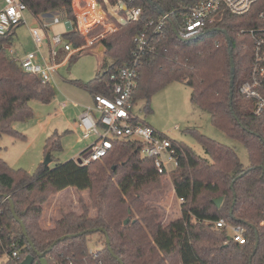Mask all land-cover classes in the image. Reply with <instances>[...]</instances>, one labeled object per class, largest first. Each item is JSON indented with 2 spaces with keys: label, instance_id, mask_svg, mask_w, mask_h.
I'll return each mask as SVG.
<instances>
[{
  "label": "trees",
  "instance_id": "trees-1",
  "mask_svg": "<svg viewBox=\"0 0 264 264\" xmlns=\"http://www.w3.org/2000/svg\"><path fill=\"white\" fill-rule=\"evenodd\" d=\"M22 1L35 18L63 12V19L71 20L74 25L65 37L75 49L86 45L84 36L77 30L75 0ZM153 1L170 18L163 33L154 38V51L141 60L134 105L146 101L145 109L150 112L151 99L159 91L175 82L188 85L192 89V102L210 114L212 124L246 148L249 165L240 161L233 148L197 130L189 129L188 133L203 147L206 158L162 134L172 141L179 160L178 168L169 176L177 198L184 200L182 217L164 226L158 211L145 204V198L162 188L164 176L158 174L153 159L142 156V146L136 142L113 140L107 156L99 161L80 165L70 160L55 168L42 163L33 174L14 169L0 158V257L17 250L21 260L32 255L36 258L34 264H41L35 250L44 254L61 237L83 234L55 245L45 255L48 263L120 264L109 251L108 236L112 250L123 264H264V112L255 116L254 102L240 94L241 85L249 79L253 57L252 39L242 31L260 25L258 13L263 2L244 16L223 12L207 27V31L221 29L226 34L215 32L184 42L175 30H179L184 14L203 0ZM97 3L108 13L109 7H118L119 20L109 13L118 31L102 42L103 70L97 77L87 83H73L93 97L112 98L111 76L131 64L135 37L147 29L149 20H158L161 15L148 0H97ZM133 7L143 10L138 21L129 19L128 12ZM101 30L103 27H98L90 36ZM227 36L233 42L236 65L232 99ZM12 37H0V140L4 136L24 140L25 136L14 124L34 117L32 102L47 105L56 96L52 84L25 72L9 56L7 47ZM132 124L143 125L138 117ZM51 142V138L46 142V153L61 149L60 143ZM68 188L89 191L97 216L90 215L91 208L81 198V214L63 213L53 228L44 229L43 206ZM219 199L223 200L220 208L216 205ZM10 200L35 250L15 220ZM127 220L130 222L125 225ZM220 220L232 226H244L247 243L229 241V232L215 227ZM95 229L105 230L107 236L99 233L102 245L98 244L96 253L91 255L89 237L94 234L88 232Z\"/></svg>",
  "mask_w": 264,
  "mask_h": 264
},
{
  "label": "built area",
  "instance_id": "built-area-1",
  "mask_svg": "<svg viewBox=\"0 0 264 264\" xmlns=\"http://www.w3.org/2000/svg\"><path fill=\"white\" fill-rule=\"evenodd\" d=\"M259 4L262 5L258 13L260 25L242 31V34H248L252 39L253 57L249 79L241 85L240 94L254 102L255 116H261L264 112V0H203L184 14L177 30L181 39H193L204 34L207 27L214 24L223 12L244 16L250 14ZM97 6V0H75L73 4L77 30L84 36L86 45L74 49L71 41L65 37V34L74 28L71 20H61L56 17L52 23H46L45 17L40 16L37 18L39 21L37 27H31L36 50L26 53L19 60L16 59L12 49L8 50V54L20 63L25 72L40 76L45 84H54L59 68L56 60L60 49L67 52L66 59H68L72 54L98 47L104 39L116 32L113 27L106 24V16L99 13ZM28 12L22 0H1L0 37L14 36L20 26L28 25L26 19ZM142 13V8L133 7L128 12L129 19L138 21ZM169 18L170 15L165 14L158 20H149L147 29L135 37L134 58L131 64L119 69L111 76L114 85L113 97L97 95L94 97L93 105L84 108L79 118L78 128L82 140H93V142L76 160L80 165H89L101 160L112 148V141L119 139L140 144L142 156L153 159L158 174L162 176H169L170 172L178 168L179 160L171 140L163 137L151 126L132 124V121L137 118L134 112L133 94L137 87L138 68L142 58L154 51V38L163 33ZM60 24L66 28L65 33L55 34L52 38L46 36L51 27ZM98 27H103L102 32L90 37V33ZM40 28L45 35L41 34ZM44 46L49 50L47 53L44 52ZM180 201L184 200L180 199ZM215 227L218 230H228L231 242L244 245L248 241L247 229L244 226H232L220 220L216 222ZM89 253L95 254L96 249L91 247ZM24 260L25 258L21 260L19 251L14 250L12 254L0 257V264H7L9 261L22 264Z\"/></svg>",
  "mask_w": 264,
  "mask_h": 264
},
{
  "label": "rangeland",
  "instance_id": "rangeland-1",
  "mask_svg": "<svg viewBox=\"0 0 264 264\" xmlns=\"http://www.w3.org/2000/svg\"><path fill=\"white\" fill-rule=\"evenodd\" d=\"M97 8L99 13L101 12L106 16V24L113 27L117 32L118 27L109 15L111 14L119 20L118 7H109L110 14L99 4ZM56 17L62 20L64 18L63 12H60L57 16L51 14V16L45 18V21L46 23H52ZM26 19L28 25H22L17 29L9 47H7V52L11 48L15 51L17 60L25 53L36 50L31 27L38 25L39 21L30 12L26 14ZM65 31L67 30L63 24L55 25L46 33V36L52 38L53 35ZM40 32L45 35L42 28H40ZM98 48L95 46L78 53L71 62H67L61 67L57 74L56 83L52 84L56 91L52 103L45 105L40 102H32L34 117L14 124L15 129L20 133L27 136V132L31 134L30 137L34 136L35 140L31 145H29V141L26 143L23 139L16 140L9 136L2 137L0 140V158L12 168L25 169L33 174L39 165L46 160L49 152L46 153L45 146L49 138H51V143L61 144V149L56 148L51 153L52 162L49 165L51 168L76 157L78 159L80 154L88 149L86 146L90 144L89 141L81 142V136L78 131L73 130V126L84 108L93 105V97L90 93L75 86L73 82H90L103 70L104 57H101L103 52L101 54L97 52ZM43 49L45 53L48 52L46 46ZM63 103H66L65 108H62ZM145 107L146 101H140L135 105L134 110L143 125L153 127L157 132L166 135L173 141L184 143L192 148L198 156L208 157L203 147L188 133L189 129L197 130L201 134L233 148L237 152L240 161L245 166L249 165L246 148L238 141L230 139L212 124L210 114L192 102V89L188 85L177 82L168 85L151 99L150 112ZM46 130H49V134L45 132L37 135L39 131L44 132ZM55 196H52L43 206L45 216L43 214L42 227L45 226V221L51 222V218L52 220L55 218L57 222L63 213L81 214V198L91 208L90 215L92 217H96L98 214L92 208L89 191L78 192L74 188H68L59 195V198H55ZM145 204L147 207L155 208L158 211L164 226L182 217V202L174 192L170 176L162 177V188L145 198ZM89 240V246L92 248L97 249L98 244L102 245V238L99 234L90 236Z\"/></svg>",
  "mask_w": 264,
  "mask_h": 264
},
{
  "label": "water",
  "instance_id": "water-1",
  "mask_svg": "<svg viewBox=\"0 0 264 264\" xmlns=\"http://www.w3.org/2000/svg\"><path fill=\"white\" fill-rule=\"evenodd\" d=\"M148 1H149V3H150L153 7H156V8L158 9V11H159V13H160L161 16H164V15H165V14L163 13V11H162L160 8H158V7L156 6V4L154 3L153 0H148ZM36 27H37L36 25L33 26V28H36ZM215 32H222V33L226 34V32L223 31V30H221V29H211V30L206 31L204 34L200 35L199 37H196V38H193V39H189V40H183V39H181V38L179 37L177 30H175V34L177 35V37H178L179 39H181L182 41H184V42H192V41H195V40H197V39L203 37V36L206 35V34L215 33ZM227 42H228V45H229V48H230V60H231V83H230V85H231V99H232L233 96H234L236 65H235V60H234L233 42H232V40H231V38H230L229 36H227ZM103 50H104V47L101 46V49L99 50V52H102ZM51 162H52L51 154L48 153V154H47V157H46V160H45V162H44L43 164H44L45 166H49ZM0 197H1V195H0ZM6 199H9V198L6 197ZM222 202H223L222 199H219V200L216 201V205H217L218 208L221 207ZM10 208H11V211H12V214H13L15 220H16V221L22 226L23 233H24V235L27 237V240H28L29 244H30L31 247L35 250L34 245L32 244V242L30 241V239H29V237H28V232H27L26 226H25V224L23 223V221L21 220V218L17 215V213H16V207H15V204H14V202H13L12 200H10ZM129 222H130V221L127 220V221L125 222V225L129 224ZM88 233H89V234H99V233H104V234L107 236L105 230H98V229H95V230H90ZM85 234H86V233H85ZM81 235H83V234H79V235H75V236H73V235H66V236H63V237H61L59 240H57V241L51 246V248H50L49 250H47L46 253L42 254V253H39L38 251L35 250V254H36L38 257H40V263H41V264H49L48 261H47L46 258H45V255L48 254V253H50L55 245H57L59 242H63V241H65V240H67V239H70V238H73V237H78V236H81ZM110 244H111V242H110V240H109V238H108V236H107V245L109 246V251H110V253L112 254V256H113L116 260L119 261L120 264H123V262L118 258V256H117V255L114 253V251L112 250ZM257 245H258V244H257ZM35 260H36L35 256L29 255V256H27V257L25 258V260L22 262V264H34V263H35Z\"/></svg>",
  "mask_w": 264,
  "mask_h": 264
},
{
  "label": "crops",
  "instance_id": "crops-1",
  "mask_svg": "<svg viewBox=\"0 0 264 264\" xmlns=\"http://www.w3.org/2000/svg\"><path fill=\"white\" fill-rule=\"evenodd\" d=\"M53 14H56V16L57 15H59L60 13L59 12H55V13H53ZM49 16H51V14H48V15H44L43 17H49ZM65 33V32H64ZM16 34V33H15ZM101 46H103L102 44L101 45H99L98 47V49H97V52H99V50L101 49ZM12 49V48H11ZM75 49V48H74ZM77 49V48H76ZM13 50V49H12ZM48 50V49H47ZM14 51V50H13ZM49 51V50H48ZM103 52V55H104V50L102 51ZM102 52H100V54L102 53ZM79 53V52H78ZM78 53H75V54H72L71 56H69L68 57V59H66V57L68 56V54H67V52H65L63 49H60V53H59V56H58V58H57V60H56V63L58 64V66H59V68H58V71H57V73H56V75H55V83H56V79H57V74H58V72H59V70H60V68L61 67H63L67 62L69 63V62H71L72 61V59L78 54ZM14 55H15V57H16V53H15V51H14ZM26 55V53L24 54V56ZM103 55L101 56L102 58H103ZM24 56H22L21 58H23ZM93 97V96H92ZM93 103H94V97H93ZM66 107V103H63L62 104V108H65ZM84 108V107H83ZM83 112V111H82ZM82 114V113H81ZM81 114L78 116V119H77V121H76V123H74V126H73V130L74 131H78V133L80 134V131H79V128H78V122H79V118H80V116H81ZM45 132H49V130H46V131H39L38 133H37V135L38 134H42V133H45ZM26 134H28L27 136L26 135H24V133H23V135L25 136V139H24V141L27 143L28 141H29V145H31V143L35 140V138H33V137H30L29 135H31L30 133H27L26 132ZM49 134V133H48ZM47 134V135H48ZM81 136V135H80ZM10 137V136H9ZM13 138V137H12ZM13 139H15V138H13ZM16 140H19V139H16ZM81 140V142H84V141H86V140H82V138L80 139ZM93 142V140L92 141H89V143L91 144ZM90 144H88L86 147H89L90 146ZM29 145L27 146V148L29 147ZM84 152V151H83ZM82 152V153H83ZM81 153V154H82ZM81 154H80V156H81ZM80 156H79V158H80ZM78 158V159H79ZM77 159V157L76 158H74L73 160H78ZM63 191H61L60 193H58L56 196H55V198L57 197V198H59L60 196L59 195H61V193H62ZM44 216H45V214H44ZM54 220H52V218H51V222H48V220L47 221H45V223L46 224H44L45 226H43L45 229H51V228H53L54 226H55V222H56V219L55 218H53ZM50 220V219H49Z\"/></svg>",
  "mask_w": 264,
  "mask_h": 264
}]
</instances>
